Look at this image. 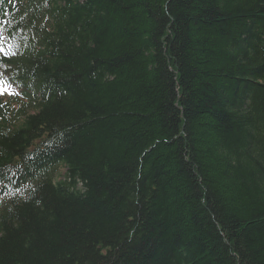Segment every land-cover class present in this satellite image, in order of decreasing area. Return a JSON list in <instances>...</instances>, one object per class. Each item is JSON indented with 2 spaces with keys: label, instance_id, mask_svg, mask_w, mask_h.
<instances>
[{
  "label": "trees",
  "instance_id": "trees-1",
  "mask_svg": "<svg viewBox=\"0 0 264 264\" xmlns=\"http://www.w3.org/2000/svg\"><path fill=\"white\" fill-rule=\"evenodd\" d=\"M0 49V264H264V0H0Z\"/></svg>",
  "mask_w": 264,
  "mask_h": 264
},
{
  "label": "rangeland",
  "instance_id": "rangeland-1",
  "mask_svg": "<svg viewBox=\"0 0 264 264\" xmlns=\"http://www.w3.org/2000/svg\"><path fill=\"white\" fill-rule=\"evenodd\" d=\"M0 89H6L0 92L2 105L3 107H8L9 114L11 118V122L14 124L16 118L22 115L23 111H32L34 109L33 105L29 103V98L22 97L18 94V90L11 86L0 85ZM20 109L22 111L20 113H12L18 112ZM12 113V114H11ZM64 167H59V172H63Z\"/></svg>",
  "mask_w": 264,
  "mask_h": 264
},
{
  "label": "snow or ice",
  "instance_id": "snow-or-ice-1",
  "mask_svg": "<svg viewBox=\"0 0 264 264\" xmlns=\"http://www.w3.org/2000/svg\"><path fill=\"white\" fill-rule=\"evenodd\" d=\"M4 90H6V89H0V92H2V91H4Z\"/></svg>",
  "mask_w": 264,
  "mask_h": 264
}]
</instances>
